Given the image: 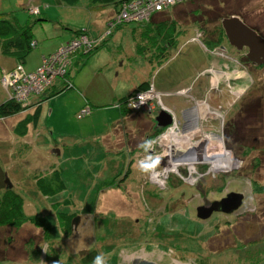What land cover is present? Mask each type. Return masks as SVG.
Wrapping results in <instances>:
<instances>
[{
	"label": "rangeland",
	"instance_id": "374dc122",
	"mask_svg": "<svg viewBox=\"0 0 264 264\" xmlns=\"http://www.w3.org/2000/svg\"><path fill=\"white\" fill-rule=\"evenodd\" d=\"M197 9L201 14H195ZM113 11L112 6L93 7L90 0L76 5L59 0H0V13H7L20 26H31L34 38L44 47L60 39L66 41L72 31H85L90 24L88 30L96 38L102 32L97 23L106 22ZM164 11L191 16L171 58L155 69L146 63L152 81L165 85L169 93L155 90L156 97L139 108L126 105L132 115L121 119L117 101H107V95L111 94L110 99L113 94L126 95L136 88L140 81L135 69L145 61L134 51L132 24L110 37L116 25L109 23L111 28L95 39L100 44L107 37L103 46L81 71L75 67L71 73L84 89L99 86L93 89L91 115L77 117L85 107H79L77 87L47 100L37 122L24 136L16 127L25 111L0 119V164L24 199V215L44 219V227L26 222L17 231L0 228V245H8L6 254L15 264H22L24 258L26 264H82L92 250L100 253L104 264H133L136 260L153 264H264V193L253 189V184L264 185V64L253 68L247 50L238 51L226 41L224 48L210 52L231 62L234 70L228 66L223 70L207 68L211 60L202 42L203 32L218 28L221 18L230 14H238L264 36V0H184ZM194 19L198 23L193 24ZM65 50L68 54V48ZM79 50L70 49V64ZM37 51L31 52L25 70L40 67ZM5 57L6 63L16 60ZM244 58L248 63H243ZM20 65L7 70L0 66V103L10 100L26 108L41 95L31 94L26 99L21 88L12 96L16 88L12 75ZM244 78L246 83H242ZM57 80L54 78L45 92ZM235 80L240 81L239 86ZM198 81H203L199 88L209 83L208 91L204 90L206 98L196 91ZM187 84V88L176 90ZM250 84L252 97L242 98ZM82 100H86L83 94ZM36 108L29 107L28 113ZM176 108V116L180 109L191 108V112L180 120L182 114L177 118L171 112ZM163 110L171 115L172 125L155 136L159 129L156 118ZM152 134L154 137H148ZM205 138L222 140L232 154L233 165L223 167L203 160L194 162L195 166L181 165L175 159ZM53 149H59L60 155H53ZM173 159L178 162L175 166ZM50 161H57L53 166L59 168L65 183L55 200L70 199L72 205L63 211L77 219L69 236L62 231L64 220L57 217L51 199L44 198L34 184V176L49 168ZM231 193L242 197L236 211H214L207 219H197L199 208L211 209ZM21 245H26V251Z\"/></svg>",
	"mask_w": 264,
	"mask_h": 264
},
{
	"label": "trees",
	"instance_id": "16d2710c",
	"mask_svg": "<svg viewBox=\"0 0 264 264\" xmlns=\"http://www.w3.org/2000/svg\"><path fill=\"white\" fill-rule=\"evenodd\" d=\"M65 2L69 5H76L80 0H59ZM137 0H90L91 5L93 7L103 8L107 6L114 7V16L110 23L114 26L116 25L115 29L121 30L124 26L131 25L130 35L134 43V51L135 53L141 57L148 65L154 67L160 66L162 63L166 62L168 59L171 58L172 53L178 48L179 46V37L185 33V28H183L185 24H189L190 21V14L183 13L182 16L177 15V13H171L170 11H162L157 13H152L148 21H131L128 23H121L116 21V16L121 14L122 11L127 10L129 7V3H132ZM199 10V12H198ZM197 13L201 14L202 10L197 9ZM195 11V12H196ZM194 15V13H193ZM7 13H0V54L3 56H11L17 60L24 68V64L28 56L36 47V43L32 46L34 41V36L32 33L31 26H20L16 20L10 18ZM196 16V15H194ZM239 17L238 14H230L225 15L221 18L227 19L230 17ZM198 17V16H196ZM187 18V19H186ZM203 18V17H202ZM195 20V19H194ZM192 20L193 24L198 23L196 20ZM220 21V22H221ZM242 22L246 24L249 28L254 30L259 36L264 38L263 34L258 32L255 28L248 25L243 19ZM111 27H108L110 29ZM114 29V30H115ZM112 30V29H111ZM202 29H197L199 32ZM113 31V30H112ZM73 34L76 36L67 42H64L62 45H65L71 42L76 37L81 35H85L86 31L78 30L72 31ZM205 35L203 37V44L205 45L206 49L213 51L215 48L222 47L224 48V44L227 41L221 23L218 28H215L213 31L210 32H203ZM88 37V35L86 34ZM89 38V37H88ZM91 39V38H90ZM96 39V38H95ZM92 39V40H95ZM94 47L87 52L84 50H80L74 54L73 57L79 56L84 59L92 56L94 52H97L105 43L101 39V43L99 44V40ZM228 43V42H227ZM61 45V46H62ZM211 53V52H210ZM53 54V53H52ZM51 55V54H49ZM47 55L46 57H48ZM243 63H248L246 58L242 59ZM80 63V62H77ZM261 66H253V68L260 69ZM69 69V68H68ZM82 69V68H81ZM80 69V70H81ZM79 70V71H80ZM26 71V70H25ZM34 72V71H32ZM69 74V73H68ZM68 74L65 77L61 78L62 84L61 87L54 88L50 90L49 94L44 92L42 95L47 96L46 100L56 97L64 92L69 90L77 89L76 85L74 84V80L72 77H68ZM250 89L247 91L242 98L246 95L247 99L250 100L251 91L253 84H250ZM53 85H51V88ZM50 88V89H51ZM151 88L154 89L153 85L150 81H143L141 82L136 88H134L128 95L122 97L121 99L117 100L116 106L119 108L120 114L122 117H130L132 115V111L126 108L128 102L131 98L142 92H147ZM262 97V95H260ZM264 97V94H263ZM241 98V99H242ZM41 101L37 103H33L26 108L20 106V104L14 103L13 101L7 100L0 104V119L7 118L14 116L21 111H25V113L29 110L28 108L31 106H37L36 110L32 114H25V116L19 121L17 124L16 130L20 133V136H24L27 133L29 126L32 124L35 125L39 118L40 114V106ZM83 108L89 109V115L91 114V107L85 105ZM82 108V109H83ZM28 109V110H27ZM88 116V115H87ZM231 124H228V126ZM226 127L228 132L232 129L231 127ZM165 129H157L156 128V135L162 134ZM154 132V133H155ZM153 135V134H152ZM150 138L153 136H148ZM244 141V140H243ZM139 150V149H138ZM144 150V149H142ZM134 152V151H133ZM143 152V151H142ZM133 154V153H132ZM259 164V163H258ZM7 177L4 168L0 164V228H12L15 231L19 230L26 222H30L35 224L36 226L44 227L43 218L38 216H25L23 205L24 199L22 195L17 192V190L13 187H10L5 183ZM35 186L38 188L39 193L46 199H51V203H53V207L57 210L56 214L58 218H62L64 220V228L63 233L66 235H71L73 230V220L75 214L73 213H65L63 210L66 207L72 205V201L70 199H63L60 201L55 200L61 193H63L65 188V183L61 177V172L57 167H49L39 174L34 176ZM255 186L253 189L256 193H264V185L253 184ZM226 214V213H225ZM209 226V225H208ZM216 228V226H214ZM9 240V239H8ZM1 241V239H0ZM8 246V245H7ZM6 245H0V261H5L10 258L9 254L6 253L9 251ZM111 251L112 249H107ZM100 256L98 251L92 250L90 251L87 256L82 259V264H92V261L95 257Z\"/></svg>",
	"mask_w": 264,
	"mask_h": 264
},
{
	"label": "built area",
	"instance_id": "2783aa9c",
	"mask_svg": "<svg viewBox=\"0 0 264 264\" xmlns=\"http://www.w3.org/2000/svg\"><path fill=\"white\" fill-rule=\"evenodd\" d=\"M183 1L184 0H137L129 3L128 11H122L115 19L117 22H121V20L125 22H129L130 20L138 22L148 21L152 13L162 12L169 6H173L177 2L181 3ZM95 44H97V41L88 38L86 35H81L73 39L71 42L62 45L56 52L48 57H44L38 68L39 70L37 69L34 72H26L22 65H20L16 70L17 72H15V76L12 75V80L15 81L16 85L12 96L17 93L16 90L19 91L21 88L24 95H26L24 96L26 99L31 94L42 95L47 87L52 84L54 78L61 79L67 74L70 66V61H68L67 55L71 53L70 49L78 47V49L87 52L90 51ZM33 45L34 42L32 43V46ZM66 48H68V54H65ZM7 79L5 80V77L3 78L6 82L8 81ZM157 94L158 93L153 88L147 92L138 93L131 98L127 106L129 107L131 105V109L139 108L143 102L146 103L148 99L151 100L150 98H152V96L156 97ZM88 114L89 109L83 108L78 113L77 117L82 118ZM172 130L174 129L171 128L170 131Z\"/></svg>",
	"mask_w": 264,
	"mask_h": 264
},
{
	"label": "crops",
	"instance_id": "0c3cea01",
	"mask_svg": "<svg viewBox=\"0 0 264 264\" xmlns=\"http://www.w3.org/2000/svg\"><path fill=\"white\" fill-rule=\"evenodd\" d=\"M98 8V7H97ZM113 16H114V11H113V14L111 15V17L110 18H108V20L106 21V22H103V23H100V25H99V23H97V26L99 27V29H100V31H102V32H100L99 34H97V37H102L103 35H104V33H106V31L108 30V25H109V23L111 22V20H112V18H113ZM43 21H46V18H44L43 17ZM92 24H90L89 26H87V29H84L85 31H86V34L88 35V37L89 38H91V39H95V38H93L92 36H91V32L88 30V28L90 29V26H91ZM104 29V30H103ZM80 31V30H79ZM114 32H116V29L115 30H113V31H111V34H110V37L114 34ZM76 35L75 34H73V33H71V35H70V38L68 39V40H70V39H72V38H74ZM96 37V38H97ZM107 38V37H106ZM106 38H104V42H105V39ZM68 40H66V41H61V39H60V41L58 40L57 42L55 41V43L53 44V46H51V47H44V45L43 44H40L35 38H34V41L33 42H35L36 43V47L34 48V49H38V51H37V53H36V57H39V64H40V62H42V59L44 58V57H46L47 55H49V54H52V53H54V52H56L60 47H61V45L64 43V42H67ZM200 42V41H199ZM199 46L204 50V51H206L204 48H203V46L199 43ZM183 48V46L180 48V51H181V49ZM207 52V51H206ZM209 53V58H210V60H211V62H209L207 65V68H211V69H215V70H218V69H222L223 70V68L224 67H226L227 68V66L228 67H230V69H232V70H234L233 68L235 67V66H233V64L230 62H224L222 59H220L218 56L217 57H215V55L213 56V54L212 53H210V52H208ZM30 56H31V54L28 56V58L31 60V58H30ZM2 57H4V56H1L0 57V66L4 69V70H7V69H10V67H13L15 64H17L18 62H17V60H15L14 62L12 61V62H9V63H6V61L5 60H7L6 58L7 57H5V58H2ZM91 57V56H90ZM90 57H88L87 59H84V58H82V57H79V56H75V57H73V59H72V61H71V64H70V66H69V69H68V72H67V74H68V77L70 78V77H72L71 76V73H72V70H73V68H77V72L81 69V68H84L85 66H86V64H87V61H88V59L90 58ZM212 57H214L213 59H211ZM28 58H27V60H26V63L25 64H27V62H28ZM218 59V60H217ZM77 62H80V63H77ZM24 64V65H25ZM23 65V66H24ZM41 65V64H40ZM222 65H223V68H222ZM25 67V66H24ZM39 67V65H35V66H31V67H29L28 69H27V67H26V72H32V71H34L35 69H37ZM226 68H224V69H226ZM229 69V68H228ZM81 71V70H80ZM135 71H137V75H138V78H139V83H141V82H143V81H150L151 82V84L153 85V87H154V89L157 91V92H159L160 94H165V93H169V91L170 90H168L167 88H166V86L165 85H160V83H154L153 81H152V77H153V74H151L150 73V71H151V69L147 66V64H146V62H144V63H141V65H139L136 69H135ZM203 71L205 72L206 71V68H204L203 69ZM204 72H202L201 74H203ZM155 75V74H154ZM74 80V79H73ZM207 80L208 81H210L211 79L209 78V77H207ZM62 81L63 80H61V79H58L57 80V82H55L54 83V85H53V87L51 88V89H49V90H47V94L46 95H48L49 94V91L50 90H52V89H54V88H58V87H61L60 86V84H62ZM243 82L242 83H246V81H247V79L246 78H244V80H242ZM74 82V84L76 85V87H78L79 88V90H78V93H79V95H80V97H78L79 98V107H80V109L84 106V105H88L89 107H91V104L93 103V99L91 98V97H93V89L94 88H97V87H99L97 84L96 85H92L93 87L92 88H90V87H87V88H82L81 87V85H80V83H79V81L76 79V80H74L73 81ZM203 81H198V83L196 84V91H199V93H198V95L201 97V98H206L205 96H206V94H207V92H206V94L204 93V90H207V88H208V84L207 83H205V88L204 87H201V88H199L200 86L198 85V84H202L203 85V83H202ZM190 83H192V82H190ZM234 83H235V85H237V86H239V83H240V81H237V80H235L234 81ZM187 88L188 87V84L187 85H182V86H179L178 88H176V90L177 89H183V88ZM208 91V90H207ZM130 93V92H129ZM128 93V94H129ZM82 94L84 95V98L86 99V100H82ZM128 94H126V95H128ZM89 95H90V98H89ZM124 94H118V95H116V94H113L112 95V97L109 99V97L111 96V94H108L107 95V101H109V100H111V101H117V100H119V99H121L122 97H124V96H126V95H124ZM59 97L60 96H62L61 94L60 95H58ZM41 97V98H40ZM40 97H38L39 98V100L37 99V98H33L32 99V101L34 102V103H37L38 101H42L43 103H41V105L39 106L40 107V112L42 111V108H43V106L45 105V102L47 101L46 100V98H47V96H45L44 97V95H41ZM54 98V97H53ZM35 99H37L36 101L37 102H35ZM51 99V98H50ZM102 100L104 99V98H101ZM207 99L211 102L212 100V97H211V95H209V97H207ZM49 100V99H48ZM212 103H214L215 104V102H212ZM1 104V103H0ZM33 104V103H32ZM37 107V106H36ZM180 107V106H179ZM169 110V109H168ZM178 110V108H176L175 110H169V111H171L173 114H174V112L176 113V111ZM29 111V110H28ZM28 111L26 112V114H28ZM189 111L191 112V108H189V109H187V110H185V109H180L179 110V116H176V114H174V116L175 117H177V118H179L180 117V115L182 116V117H180L179 119L181 120L182 118H184V115H186L187 113L189 114ZM91 115V114H90ZM129 117V116H128ZM124 117H122L121 116V119H123ZM120 119V120H121ZM126 119H127V117H126ZM29 127H31V126H29ZM2 146H3V143H2ZM2 148V147H1ZM58 151V152H57ZM52 154L53 155H55V156H58V155H60V150L59 149H53L52 150ZM0 159H2L1 157H0ZM51 162V161H50ZM57 161H55V163H56ZM54 162H51L50 163V167L52 166V167H56V166H53L54 164H55ZM5 183L7 184V185H9L10 187H13L14 188V185L10 182V180L7 178L6 179V181H5ZM35 184V183H34ZM25 205H26V203H25ZM21 247H22V250L24 251H26V245H21ZM9 249V248H8ZM20 259H23V257H21ZM0 264H15L14 263V259L13 258H8L7 260H5V261H0ZM22 264H26V260H25V258H24V260H22Z\"/></svg>",
	"mask_w": 264,
	"mask_h": 264
},
{
	"label": "water",
	"instance_id": "95a60500",
	"mask_svg": "<svg viewBox=\"0 0 264 264\" xmlns=\"http://www.w3.org/2000/svg\"><path fill=\"white\" fill-rule=\"evenodd\" d=\"M225 37L229 45L238 51L247 50L246 57L255 66L264 64V38L259 36L254 30L244 24L238 17H230L221 21ZM157 127L167 128L172 125V117L166 111H160L156 118ZM58 152V151H57ZM242 197L231 193L220 202H216L211 209L199 208L197 210V219L203 220L209 218L214 211H221L229 214L236 211L241 206ZM221 209V210H219ZM77 219L73 220L76 225ZM82 255V252H81ZM133 264H153L144 260H136Z\"/></svg>",
	"mask_w": 264,
	"mask_h": 264
},
{
	"label": "bare ground",
	"instance_id": "6f19581e",
	"mask_svg": "<svg viewBox=\"0 0 264 264\" xmlns=\"http://www.w3.org/2000/svg\"><path fill=\"white\" fill-rule=\"evenodd\" d=\"M222 68H223V65H222ZM224 68H226V67H224ZM129 107H131V105ZM198 113H201V112H198ZM221 141L215 140V139L205 138V139H203L202 144L200 143V145L198 144L196 146L187 148L185 155L181 158H178V161L182 162V163H191V162H195V161L201 162L203 160V161L210 163L212 165H220L223 167H228V166L230 167L233 163L232 154L230 152L226 151V149L223 147ZM175 142H176V140H175ZM167 145H168V143H167ZM196 147H197V150H196ZM218 153H219V156H217ZM176 163H178L177 160H175V163L173 164V166L177 165Z\"/></svg>",
	"mask_w": 264,
	"mask_h": 264
},
{
	"label": "clouds",
	"instance_id": "9594fccd",
	"mask_svg": "<svg viewBox=\"0 0 264 264\" xmlns=\"http://www.w3.org/2000/svg\"><path fill=\"white\" fill-rule=\"evenodd\" d=\"M92 264H104L102 257L101 256H97L93 259Z\"/></svg>",
	"mask_w": 264,
	"mask_h": 264
},
{
	"label": "flooded vegetation",
	"instance_id": "af4514ba",
	"mask_svg": "<svg viewBox=\"0 0 264 264\" xmlns=\"http://www.w3.org/2000/svg\"><path fill=\"white\" fill-rule=\"evenodd\" d=\"M175 117V116H174ZM176 120V119H175ZM179 141V140H178ZM182 141V140H181ZM189 147H192V145H190ZM186 152V151H185ZM185 152H184V154H182V157L185 155ZM177 158H180L179 156H176V158L175 159H177ZM175 159H173V160H175ZM179 162V161H178ZM196 162V161H195ZM202 162V161H201ZM179 163H181V162H179ZM184 164H189V165H193V166H195L194 164V162H191V163H184ZM183 163H181V165H184ZM232 165H233V163H232ZM219 210H221V209H219ZM218 212H221V211H218ZM222 213V212H221ZM211 217V216H210Z\"/></svg>",
	"mask_w": 264,
	"mask_h": 264
}]
</instances>
